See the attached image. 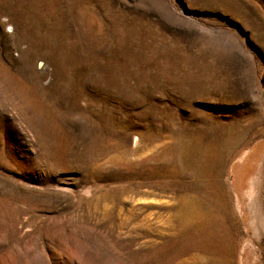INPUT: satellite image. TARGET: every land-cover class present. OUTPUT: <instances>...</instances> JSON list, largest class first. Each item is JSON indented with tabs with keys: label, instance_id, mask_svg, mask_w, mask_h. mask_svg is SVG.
<instances>
[{
	"label": "rangeland",
	"instance_id": "374dc122",
	"mask_svg": "<svg viewBox=\"0 0 264 264\" xmlns=\"http://www.w3.org/2000/svg\"><path fill=\"white\" fill-rule=\"evenodd\" d=\"M0 264H264V0H0Z\"/></svg>",
	"mask_w": 264,
	"mask_h": 264
}]
</instances>
